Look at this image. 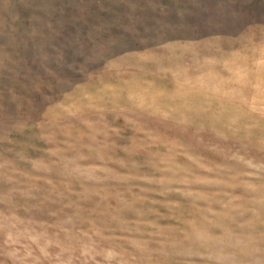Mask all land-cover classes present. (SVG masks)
<instances>
[{"label": "rangeland", "instance_id": "rangeland-1", "mask_svg": "<svg viewBox=\"0 0 264 264\" xmlns=\"http://www.w3.org/2000/svg\"><path fill=\"white\" fill-rule=\"evenodd\" d=\"M0 264H264V0H0Z\"/></svg>", "mask_w": 264, "mask_h": 264}]
</instances>
